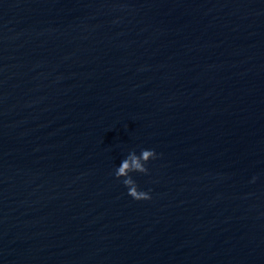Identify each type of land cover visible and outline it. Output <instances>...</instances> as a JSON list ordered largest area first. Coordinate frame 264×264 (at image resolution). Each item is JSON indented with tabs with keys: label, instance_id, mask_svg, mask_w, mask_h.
Here are the masks:
<instances>
[{
	"label": "water",
	"instance_id": "95a60500",
	"mask_svg": "<svg viewBox=\"0 0 264 264\" xmlns=\"http://www.w3.org/2000/svg\"><path fill=\"white\" fill-rule=\"evenodd\" d=\"M0 264H264V0H0Z\"/></svg>",
	"mask_w": 264,
	"mask_h": 264
},
{
	"label": "clouds",
	"instance_id": "9594fccd",
	"mask_svg": "<svg viewBox=\"0 0 264 264\" xmlns=\"http://www.w3.org/2000/svg\"><path fill=\"white\" fill-rule=\"evenodd\" d=\"M157 154L154 150H142L139 156L135 152L130 153L126 159L122 161L115 172L117 179L124 177L123 184L128 189V195L135 200H149L151 196L149 192L138 190L136 182L129 175L132 172L143 174L148 173L146 164L149 160L156 159Z\"/></svg>",
	"mask_w": 264,
	"mask_h": 264
}]
</instances>
